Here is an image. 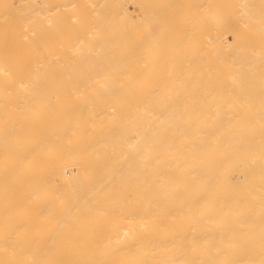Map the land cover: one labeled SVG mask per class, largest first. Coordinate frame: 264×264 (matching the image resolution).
I'll list each match as a JSON object with an SVG mask.
<instances>
[{
  "label": "bare ground",
  "instance_id": "obj_1",
  "mask_svg": "<svg viewBox=\"0 0 264 264\" xmlns=\"http://www.w3.org/2000/svg\"><path fill=\"white\" fill-rule=\"evenodd\" d=\"M193 1L0 0V264H264V0Z\"/></svg>",
  "mask_w": 264,
  "mask_h": 264
},
{
  "label": "rangeland",
  "instance_id": "obj_2",
  "mask_svg": "<svg viewBox=\"0 0 264 264\" xmlns=\"http://www.w3.org/2000/svg\"><path fill=\"white\" fill-rule=\"evenodd\" d=\"M193 1V0H192ZM194 2V1H193ZM139 4L140 3H135L134 5H133V11H134V8H135V11H137V12H134V13H132V16H133V19L134 20H137V24H138V22L141 20V24H143V26L141 25V26H139L138 25V27H140V28H143V29H139L138 30V32L136 33V35H138V37H140L139 39H141V40H144L145 41V38H146V36L148 35V33L149 32H152V31H154L153 29H155L156 27H160L159 25H161V24H163L165 21H163V20H167V19H169V20H171V18H170V14H166V17L164 18L163 16H162V18H159V20H151L152 21V23H151V21L150 22H147V19H145V17H143V20H142V16H143V14L142 13H144L143 12V10H141V8L139 7ZM193 5H194V3H193ZM141 6V5H140ZM140 9V10H139ZM193 11L191 12H189L188 13V9L187 10H183L182 12H181V15L180 14H178L177 16H176V18H173V19H176V22L177 23H181L183 20H184V17L185 16H188V15H192V13L193 12H195L196 13V15H195V13H193L194 14V16L198 19V17L197 16H199V14H200V16H201V14L202 13H199V12H201V11H203V10H201V9H198V13H197V11H196V8L195 7H193ZM132 11V12H133ZM207 10H204L203 11V14L206 12ZM182 13H183V15H182ZM66 15H69V14H67V13H65ZM136 14V15H135ZM198 14V15H197ZM140 15H142V16H140ZM179 16V17H178ZM184 16V17H183ZM193 16V15H192ZM199 16V17H200ZM137 17L139 18V19H137ZM141 18V19H140ZM164 18V19H163ZM183 18V19H182ZM163 19V20H162ZM193 19H195V18H193V17H191V21H193V24H195L196 23V21L194 22V20ZM196 19V20H197ZM139 20V21H138ZM160 20H162V21H160ZM168 20V21H169ZM199 20L200 19H198L197 21L199 22ZM149 21V20H148ZM158 21H160V22H158ZM172 21V20H171ZM201 22V25H200V23H198V25H197V23L195 24V25H193L192 26V29L194 30V32L196 33L195 34V37H199L200 35H201V33H203V32H205L206 30H207V28L206 27H201L202 26V20H200ZM136 22V21H135ZM147 22V23H146ZM162 22V23H161ZM167 22V21H166ZM160 23V24H159ZM168 23V24H167ZM167 23H164V25L165 24H167V30L169 31V30H172L173 29V27H172V25H171V22L169 21V22H167ZM169 23H170V26H168L169 25ZM140 24V23H139ZM146 24V27H147V25H148V27L146 28L144 25ZM150 24V25H149ZM162 26V25H161ZM196 26H200V27H196ZM150 27V28H149ZM170 27H172V29L170 28ZM184 27H185V30L188 28V27H186V26H184V24L182 23V25H180V26H178V27H176V28H178L179 29V31H185L184 30ZM137 28V27H136ZM151 29V31H149V29ZM183 28V29H182ZM189 28H191V26L189 27ZM194 28H196V29H194ZM199 28H200V30H199ZM146 29L148 30V31H146ZM175 29V28H174ZM67 30V29H66ZM141 30V31H140ZM144 32V33H143ZM148 32V33H147ZM52 33H53V37H56L57 36V32H56V30L55 31H52ZM141 33H142V35H141ZM145 34V38H144V35ZM147 34V35H146ZM3 37H4V34H1V36H0V40H2L3 39ZM58 37V36H57ZM226 38L227 39H229V41H232L233 40V35L231 34V33H228L227 34V36H226ZM59 39V38H58ZM157 39V38H156ZM152 41H154V40H152ZM151 46L153 45V44H150ZM127 46H128V48L129 49H131V50H133V49H136V50H138V48H140L136 43H135V38H133V37H131V36H129V37H127ZM58 47V46H57ZM151 49V47H149L148 48V51L146 52V51H143L142 53H141V56H142V59L143 58H145V60H148V59H151L152 58V56L150 55V50ZM168 51H169V47H165L164 48V51L163 52H165V53H168ZM145 56V57H144ZM109 110H113V111H115L116 110V107L115 106H113V105H111V107H109ZM61 117H63L64 116V114H65V110L64 109H60L59 110V113H58ZM68 175H69V178H70V172H68L67 173ZM111 218H114L113 216H110V219ZM50 220V221H49ZM83 220H85V219H83ZM54 221H56V219L55 220H53V218H44V223H45V226H47V224H49V223H52V222H54ZM127 221V220H126ZM117 238H119L118 240L119 241H117L118 243L117 244H120V245H124V243H125V241H127V239L129 238V230L128 231H125V232H122V231H118L117 233ZM107 236H108V232L106 233V232H103V234L100 236V238H102V239H105V238H107ZM121 239V240H120ZM121 241H123V244H122V242ZM16 244H13V246H12V248L15 246ZM137 252V251H136ZM136 252H133V253H136ZM5 253V251H0V254H4ZM50 254H52V252H49ZM93 253H100V252H93ZM6 254V253H5ZM58 254H61V256H62V258H66V257H68V256H70V255H78V254H85V253H81V252H78V251H60Z\"/></svg>",
  "mask_w": 264,
  "mask_h": 264
}]
</instances>
